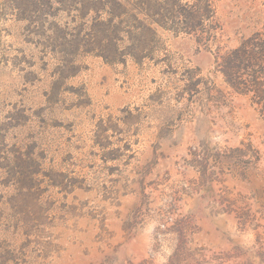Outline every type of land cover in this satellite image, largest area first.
<instances>
[{
	"label": "rangeland",
	"instance_id": "rangeland-1",
	"mask_svg": "<svg viewBox=\"0 0 264 264\" xmlns=\"http://www.w3.org/2000/svg\"><path fill=\"white\" fill-rule=\"evenodd\" d=\"M264 0H0V264H264V113L222 56Z\"/></svg>",
	"mask_w": 264,
	"mask_h": 264
},
{
	"label": "trees",
	"instance_id": "trees-1",
	"mask_svg": "<svg viewBox=\"0 0 264 264\" xmlns=\"http://www.w3.org/2000/svg\"><path fill=\"white\" fill-rule=\"evenodd\" d=\"M221 68L227 86L264 113V27L223 55Z\"/></svg>",
	"mask_w": 264,
	"mask_h": 264
}]
</instances>
